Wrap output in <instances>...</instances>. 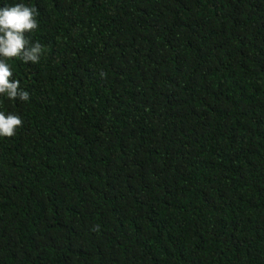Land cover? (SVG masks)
Listing matches in <instances>:
<instances>
[{
	"label": "trees",
	"instance_id": "trees-1",
	"mask_svg": "<svg viewBox=\"0 0 264 264\" xmlns=\"http://www.w3.org/2000/svg\"><path fill=\"white\" fill-rule=\"evenodd\" d=\"M17 3L0 264H264V0Z\"/></svg>",
	"mask_w": 264,
	"mask_h": 264
},
{
	"label": "clouds",
	"instance_id": "clouds-1",
	"mask_svg": "<svg viewBox=\"0 0 264 264\" xmlns=\"http://www.w3.org/2000/svg\"><path fill=\"white\" fill-rule=\"evenodd\" d=\"M37 9L17 3L14 6L0 7V95L8 100L26 102L30 100L29 92L20 87V81L13 76L6 58L19 57L23 62H39L43 46L36 42L30 45L26 33L38 28L35 19ZM22 119L15 114L0 111V137L11 138L22 127Z\"/></svg>",
	"mask_w": 264,
	"mask_h": 264
}]
</instances>
